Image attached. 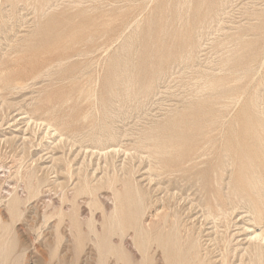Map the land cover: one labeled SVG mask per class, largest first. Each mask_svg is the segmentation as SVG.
<instances>
[{"label":"rangeland","instance_id":"1","mask_svg":"<svg viewBox=\"0 0 264 264\" xmlns=\"http://www.w3.org/2000/svg\"><path fill=\"white\" fill-rule=\"evenodd\" d=\"M10 4L0 0V261L99 264L97 239L113 191L118 207L127 204L125 183L140 190L144 228L162 219L154 213H168L180 243L199 241L203 264L239 263L242 226L262 224L254 227L241 203L207 222L201 204L204 190L224 204L246 170L264 177V0ZM202 144L213 148L188 163L204 161L190 171L201 175L165 172ZM96 146L116 154L106 161ZM26 172L38 187L28 199ZM12 188L21 198L15 210L7 208ZM131 231L107 232L113 249L104 264H166L159 242L139 251Z\"/></svg>","mask_w":264,"mask_h":264},{"label":"bare ground","instance_id":"2","mask_svg":"<svg viewBox=\"0 0 264 264\" xmlns=\"http://www.w3.org/2000/svg\"><path fill=\"white\" fill-rule=\"evenodd\" d=\"M20 1L23 0H10L11 4L14 3H18ZM43 1L44 0H39L40 5H43ZM5 2V1H4ZM199 2V1H198ZM8 3V1H7ZM46 3V1H45ZM44 3V4H45ZM197 3V2H196ZM10 4V6H11ZM37 4V3H36ZM39 5V6H40ZM47 5V4H46ZM17 6V5H16ZM45 6V5H44ZM199 7V6H198ZM207 9V8H206ZM42 10V9H40ZM200 10V9H199ZM197 14V13H196ZM206 14V13H205ZM209 15V14H208ZM206 17V16H205ZM202 20V19H201ZM187 22V21H186ZM244 36V35H242ZM188 55V54H187ZM185 56V55H184ZM184 58V57H183ZM182 59V58H181ZM237 81L239 80L238 78H235ZM242 80V79H241ZM234 82V81H233ZM114 83V82H113ZM205 83V82H204ZM17 84H21L17 82ZM16 85V84H15ZM23 85V84H22ZM20 85V90H21V86ZM147 85V84H146ZM150 85V84H149ZM205 85V84H204ZM204 89L206 87L209 86V88H216V83L215 82H209L208 86H204ZM207 85V84H206ZM15 87V86H14ZM13 87V88H14ZM18 87V86H16ZM15 87V88H16ZM151 87V86H150ZM149 87V88H150ZM14 88V89H15ZM148 88V87H147ZM12 90V89H11ZM10 90V91H11ZM200 90V88L198 89ZM207 90V89H206ZM210 90V89H209ZM209 97V96H208ZM192 105V104H191ZM218 106V105H216ZM195 107V106H194ZM188 108V107H187ZM195 109V108H194ZM27 116V115H26ZM28 118V117H27ZM26 118V119H27ZM30 119V118H29ZM82 119H84V117H82ZM86 119V118H85ZM39 121V120H38ZM29 122V120H28ZM189 122V121H187ZM36 123V122H35ZM41 123V122H40ZM39 124V123H38ZM46 124V123H45ZM41 125V124H40ZM47 125V124H46ZM109 125V124H108ZM48 126V125H47ZM257 126V125H256ZM255 126V127H256ZM41 127V126H40ZM51 127V126H50ZM47 128V127H46ZM107 128V127H106ZM51 129V128H49ZM54 129V128H53ZM238 129V128H237ZM46 130V129H45ZM52 130V129H51ZM55 131H57V128L54 129ZM240 130V129H239ZM255 130V129H254ZM262 130V129H261ZM49 132L51 133V131L46 132V134H49ZM109 132V131H108ZM58 133V132H57ZM102 134V132H100ZM99 133V134H100ZM107 133V132H106ZM105 136L108 135V133ZM151 133V132H150ZM154 133V132H153ZM54 134V132H52V135ZM56 134V132H55ZM54 134V135H55ZM100 134V135H101ZM113 133H109L110 136H112ZM253 134V133H251ZM53 135V137H54ZM99 135V136H100ZM151 137V134H149ZM259 135V134H258ZM58 136V134H57ZM93 136V135H92ZM98 136V137H99ZM109 136V137H110ZM61 137V136H59ZM66 137V136H65ZM160 137V136H159ZM208 137V136H207ZM217 137V136H216ZM64 138V137H63ZM62 138V139H63ZM100 138V137H99ZM105 138V137H104ZM107 138V137H106ZM105 138V139H106ZM221 138V137H219ZM61 139V138H60ZM95 139V138H94ZM110 139V138H109ZM114 139V138H113ZM143 139V138H142ZM98 140V139H97ZM112 140V138H111ZM153 140V138H152ZM253 140V139H252ZM252 140H250L252 142ZM258 140V139H257ZM62 141V140H61ZM99 141H102V139L100 138ZM108 141V140H107ZM144 141V140H143ZM159 142V140H157ZM167 141V140H166ZM95 142V141H94ZM106 142V141H105ZM104 142V143H105ZM221 142V141H220ZM250 142V143H251ZM257 142V141H256ZM96 143V142H95ZM145 143V141H144ZM208 143V142H207ZM217 143V142H216ZM99 144V143H98ZM107 144V143H106ZM140 144V143H139ZM159 144V143H157ZM261 144V142H260ZM264 145V143H263ZM223 146V145H222ZM238 146V145H237ZM241 146V145H240ZM97 147V146H96ZM95 147V148H96ZM100 146H98L97 148H99ZM102 147V146H101ZM101 147L99 148V150L101 149ZM110 147V146H109ZM115 147V146H114ZM163 151L164 148H166L165 146H162ZM173 147V146H172ZM211 147V146H210ZM209 147V148H210ZM254 147V146H253ZM93 148V147H92ZM91 150L93 151L94 149ZM105 148V147H104ZM103 148V150H105ZM107 148V147H106ZM175 149V148H171V147H167V149ZM208 147L205 148L204 145H200L197 146L195 145V147L193 146L192 151H190L189 153H187V155L182 159L179 160V164L177 166H171L168 167L165 172L169 175L173 174L174 172H190L192 167H195L196 165L203 163L204 161H198V162H194V165L190 166L188 165L189 162L192 161V157L195 156L196 158H200L202 155L204 156V152L206 149H209ZM213 147H211L212 150ZM168 149V150H169ZM243 151V150H242ZM91 152V151H90ZM112 153L116 154V150H114V148L111 151H103L100 150V154L103 155V159H105L107 161L108 156H111ZM165 153V152H164ZM208 153V152H207ZM211 153V151H210ZM209 153V155H210ZM93 154V152L91 153ZM99 154V153H98ZM99 154V155H100ZM218 154V153H217ZM236 154V153H235ZM234 154V155H235ZM246 154V153H245ZM84 155V154H83ZM94 155V154H93ZM166 155V154H165ZM230 155V151L226 150L225 152V158L227 159L228 156ZM88 156V155H87ZM206 156V155H205ZM263 156V155H262ZM18 157V156H17ZM112 157V156H111ZM110 157V158H111ZM230 157V156H229ZM19 158V157H18ZM247 158V157H246ZM16 159V158H15ZM109 159V158H108ZM225 159V161H226ZM249 159V158H248ZM232 160V159H231ZM247 160V159H246ZM224 161V162H225ZM234 161V159H233ZM212 162V161H211ZM229 164H230V159H229ZM228 162L226 164V166L228 165ZM253 163V162H252ZM12 164V163H11ZM235 164V163H234ZM233 164V165H234ZM32 165V164H31ZM173 165V164H172ZM189 167H188V166ZM202 165V164H201ZM258 166V164H256ZM10 166V165H9ZM1 167V166H0ZM53 167V166H52ZM261 167V165H260ZM30 168V167H29ZM85 168V167H84ZM202 168V167H201ZM210 168V167H209ZM230 168V167H229ZM263 168V167H262ZM201 171V170H200ZM200 171H195V172H190L192 175H201L199 172ZM263 171V170H262ZM2 172V171H1ZM214 172V171H213ZM223 172V171H222ZM225 172V171H224ZM13 173V172H12ZM26 172L25 174V185L27 188V194H26V199L32 197L33 195L38 193V187L37 184L34 182V180L36 179L34 177L33 172L28 173ZM14 174V173H13ZM18 174V173H17ZM22 174V173H21ZM215 174V173H214ZM157 175V174H156ZM184 174L180 175L181 180H186L187 178L183 176ZM213 175V174H212ZM19 176V175H18ZM159 176V175H158ZM215 176V175H213ZM123 177V176H122ZM191 177V176H189ZM199 177V176H198ZM197 177V179H198ZM83 178V176H82ZM121 178V177H120ZM100 180V179H99ZM98 180V181H99ZM150 179H148L149 181ZM189 180V179H188ZM224 180V179H223ZM82 181V179H81ZM106 181V180H105ZM219 181V180H218ZM230 181V180H229ZM84 182V181H83ZM157 182V180H156ZM171 182V181H170ZM198 182V181H197ZM210 182V181H209ZM112 183V182H111ZM185 183V182H184ZM215 183V181H214ZM218 183V182H217ZM90 184V183H89ZM135 184V183H134ZM211 183H209L210 185ZM120 185V184H119ZM177 185V184H176ZM187 185V184H186ZM185 185V186H186ZM189 185V184H188ZM187 185V186H188ZM192 185V184H191ZM201 187V184H199ZM228 185V184H227ZM9 186V185H8ZM12 186V185H11ZM168 186V185H167ZM220 186V185H218ZM119 187V186H118ZM117 187V188H118ZM141 187V186H140ZM190 186H188L189 188ZM193 187V186H191ZM16 188V187H15ZM15 188H12L11 190H8V194H10V198L7 201V208L9 210H15L18 208L20 202H21V198L20 196L17 194ZM124 188H125V192L127 194V198H126V202L127 204L120 205V207L117 206V203L119 201V197H121V194L118 190L113 191V210L111 211V214H109L108 216V220L105 224V237L104 240L102 239H97V246L100 249V254H101V258H100V262L99 264H104V258H105V254H107L111 249H113V246L111 245V243L109 244V239L107 237V232L108 234H112L117 232L119 234L120 237H123L125 232H127L128 230H132V238L135 241V245L138 248L139 251H146L148 249V246L150 245V240H154L157 243L159 242L160 246L162 247V252L164 253V257H165V261L166 264H203L202 261L197 259L198 256V252L197 248L199 247V241L194 239V240H190L189 243H187L185 246L183 245V243H180L181 240V236H180V232L178 229V223L177 221H170L169 218L170 215L168 213H154L152 215V217H157L160 218L162 217V219L157 220V221H152L151 224L153 225V227L150 226V222L147 224L148 228H144L141 224V218L144 214V210H145V205L142 202V196L140 193V190L138 188H134L133 190H131L132 188H130L128 185H126L124 183ZM172 188V187H171ZM187 188V187H186ZM210 188V186H209ZM22 189V188H21ZM191 189V188H190ZM212 189V188H211ZM224 189V188H223ZM87 190L86 187H81L80 191L81 193H83V191ZM186 190V189H185ZM210 190V189H209ZM230 190V189H229ZM88 191V190H87ZM124 192V193H125ZM132 192V193H131ZM168 190H166V194H167ZM175 192V190H174ZM169 193V198L174 199L176 197L181 198V195L177 196L178 193ZM7 193V191H6ZM23 193V191H22ZM88 194H92V191L90 190ZM41 195V194H40ZM125 195V194H124ZM61 197V196H60ZM84 198V197H83ZM33 199V198H32ZM47 199V198H46ZM203 203L202 205V214L201 216L204 218L205 221H207L208 219L213 222H215V220H219V210H223L224 207L226 206H231V210H233L234 208H238V203L241 204H246L248 207L245 210L246 213L250 214L249 216H252L250 219L248 218V220H250L252 222V224H254L256 227L257 225L259 226L260 224L261 227H259V230L253 228L250 229L249 226L244 227V225L242 226V229L245 231L246 233V241L244 243H246V246H244L243 248H241L239 250L240 255H239V263L237 262V264H264V177H262L260 172L257 173H248L247 170L241 173L240 178L237 180V188H235L233 191H231L229 193V195L225 196V201L224 204L222 203H218V198H216L215 196L211 195V192L208 190H204V198H203ZM49 200V199H48ZM61 201V199H59ZM110 200V199H109ZM156 200V199H155ZM177 200V199H176ZM175 200V201H176ZM188 200V199H187ZM56 201V200H55ZM158 201V200H157ZM182 201V200H181ZM191 201V200H190ZM27 202V201H26ZM50 202V200L48 201V203ZM161 203V201H159ZM213 202H215V208L213 206ZM88 203V202H87ZM60 204V203H59ZM177 204V203H176ZM47 205V204H46ZM70 205V204H69ZM163 205V204H162ZM198 205V204H197ZM245 205V206H246ZM60 206V205H59ZM240 206V205H239ZM71 207V206H70ZM164 207V206H161ZM193 207V206H192ZM191 207V208H192ZM242 207V206H241ZM56 208V207H55ZM172 208V207H171ZM201 209V208H200ZM158 210V209H155ZM60 211V209H59ZM58 211V214L60 213ZM160 211V210H159ZM201 211V210H200ZM235 211V210H234ZM240 211V209L238 210ZM51 212V210H50ZM155 212V211H154ZM242 213V214H245ZM43 213V212H42ZM231 213V212H229ZM238 213V212H237ZM57 214V215H58ZM231 215V214H230ZM239 215V214H238ZM151 217V218H152ZM201 217V219H203ZM224 217V216H223ZM217 218V219H216ZM226 219V218H225ZM247 219V218H246ZM245 219V220H246ZM192 220V219H191ZM199 220V219H198ZM208 220V221H209ZM221 220V219H220ZM224 220V219H223ZM207 221V222H208ZM225 221V220H224ZM243 221V220H242ZM247 221V220H246ZM218 223V222H217ZM146 224V223H145ZM211 224V223H210ZM216 226L217 224L214 223ZM246 224V222H245ZM249 224V223H248ZM81 225V224H80ZM214 226V225H213ZM199 228H200V223H199ZM257 228V227H256ZM186 229V228H185ZM219 229V228H218ZM214 230V229H213ZM76 231V230H75ZM81 231V230H80ZM88 231V230H87ZM199 231V230H198ZM77 232V231H76ZM183 232V231H182ZM89 235V234H88ZM184 235V234H183ZM127 237V236H126ZM89 238V236H88ZM186 238V237H185ZM210 238V237H209ZM2 239V235L0 234V257L2 255V253H4V244L1 242ZM93 239V238H92ZM183 239V238H182ZM224 240V239H223ZM183 242V241H182ZM212 242V241H211ZM95 243V242H94ZM227 243V242H226ZM206 244V243H205ZM213 244V243H212ZM121 245V244H120ZM132 246V245H131ZM239 246V245H238ZM125 247V246H124ZM227 248V247H225ZM224 248V249H225ZM97 250V249H96ZM120 250V249H119ZM199 250V249H198ZM121 252V251H120ZM120 252H117V256H120ZM238 252V253H239ZM144 253V252H143ZM222 253V252H221ZM225 253V250H224ZM237 254V253H236ZM124 255V254H123ZM222 255V254H221ZM110 257V256H109ZM118 259V258H117ZM221 260V259H220ZM219 260V261H220ZM145 262V261H144ZM218 262V261H217ZM4 263V262H3ZM0 261V264H3ZM212 264V263H210ZM214 264V263H213ZM217 264V263H216ZM220 264H233V263H228L227 261H225V259H222V261L220 262Z\"/></svg>","mask_w":264,"mask_h":264}]
</instances>
